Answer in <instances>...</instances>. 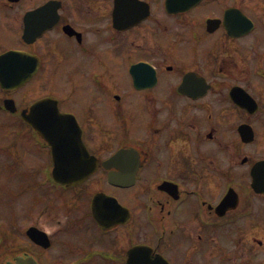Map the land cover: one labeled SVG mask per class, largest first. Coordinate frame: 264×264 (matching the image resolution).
Here are the masks:
<instances>
[{"label": "flooded vegetation", "instance_id": "af4514ba", "mask_svg": "<svg viewBox=\"0 0 264 264\" xmlns=\"http://www.w3.org/2000/svg\"><path fill=\"white\" fill-rule=\"evenodd\" d=\"M48 97L86 180L23 117ZM0 124V264H264V0H0Z\"/></svg>", "mask_w": 264, "mask_h": 264}, {"label": "rangeland", "instance_id": "374dc122", "mask_svg": "<svg viewBox=\"0 0 264 264\" xmlns=\"http://www.w3.org/2000/svg\"><path fill=\"white\" fill-rule=\"evenodd\" d=\"M120 74L122 75H125L126 74V71H120ZM88 83V82H87ZM86 83V84H87ZM80 93V92H78ZM86 97V94L83 93V98ZM9 123H14V121H11ZM2 129L0 128V142L4 139H6L8 136L7 134H9L11 137H14L15 134H10L8 132H10V129L9 127L7 126L5 132H1ZM31 141H33V136L31 135V133L29 134H24L23 135V138L21 140V143L19 145V147L21 149H25L27 150V153L24 152L21 157H20V162L23 164V163H26V164H35V167L37 169H39L40 167V161H39V151L37 149V146L34 145ZM33 152V153H32ZM35 156V158H34ZM34 158V160H33ZM44 158H45V153H44ZM33 160V161H32ZM7 164H0V180H3V181H6L8 180L7 182L12 184V185H18V184H21V178L20 177H14V176H11L10 178H8V174L9 172H6V166ZM9 168V167H8ZM13 203H18L17 207H16V211L14 210V208L12 207V215L14 214V212H17L13 218L14 220L16 221H20V219L22 217H25V215L23 216V214L21 213V210H22V207H23V202L22 201H14ZM19 212V213H18ZM6 203L5 202H0V218L3 220V221H7V216H6Z\"/></svg>", "mask_w": 264, "mask_h": 264}, {"label": "water", "instance_id": "95a60500", "mask_svg": "<svg viewBox=\"0 0 264 264\" xmlns=\"http://www.w3.org/2000/svg\"><path fill=\"white\" fill-rule=\"evenodd\" d=\"M34 124V123H33ZM34 238L37 240V237L34 235ZM20 264H23V262H21Z\"/></svg>", "mask_w": 264, "mask_h": 264}]
</instances>
